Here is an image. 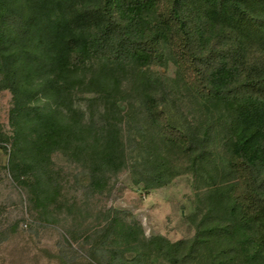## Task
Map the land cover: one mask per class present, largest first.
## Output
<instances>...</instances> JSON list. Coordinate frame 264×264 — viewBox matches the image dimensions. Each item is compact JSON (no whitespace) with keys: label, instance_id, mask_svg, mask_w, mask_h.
Returning a JSON list of instances; mask_svg holds the SVG:
<instances>
[{"label":"rangeland","instance_id":"1","mask_svg":"<svg viewBox=\"0 0 264 264\" xmlns=\"http://www.w3.org/2000/svg\"><path fill=\"white\" fill-rule=\"evenodd\" d=\"M27 1L0 0V264H109L118 245L115 238L125 224L140 227L138 240L144 245L138 244L147 250L133 264H264V249L248 242L249 231L234 229L239 214L222 199L236 180L229 164L230 144L240 135L232 121L233 109L205 100L190 86L166 39L159 62L110 71L92 59L78 74L81 82L73 91V108L90 123L108 119L107 111L112 110L127 153L126 166L107 176L105 189L89 187L83 157L59 149L42 169L37 158L25 161L23 153L17 154L12 140L18 121L12 114L16 82L8 77L15 67L3 64L9 53L27 46V38L7 24V15L30 17ZM145 13L147 23L161 20L155 7ZM23 60L18 62L20 69ZM102 71L118 78L109 99L96 79ZM154 78L169 93V112L187 115L205 138L201 159L196 150L188 153L165 141L151 120L145 92L154 89L145 90L141 83ZM45 102L38 94L30 107L35 110ZM35 174L45 177L39 189L33 185ZM219 204L225 206L223 212ZM228 228L234 230L225 234ZM163 238L178 242V247H170ZM135 254L128 252V261Z\"/></svg>","mask_w":264,"mask_h":264},{"label":"trees","instance_id":"2","mask_svg":"<svg viewBox=\"0 0 264 264\" xmlns=\"http://www.w3.org/2000/svg\"><path fill=\"white\" fill-rule=\"evenodd\" d=\"M27 2L30 17L7 15V24L20 38H27L28 51L9 53L3 64L16 69L8 77L16 82L12 114L18 121L13 124L12 140L17 154L23 153L25 161L37 158L42 169L59 149L83 157L89 187L98 192L105 189L107 176L126 166L127 153L112 110L107 111L108 119L90 123L73 108V91L81 82L78 74L92 59L110 71L159 62L166 39L190 86L205 100L233 109L232 121L240 135L230 144L229 164L236 180L222 199L239 214L234 229L249 231L248 242L264 249V0ZM153 7L161 20L147 23L145 11ZM20 59H24L23 69L17 67ZM96 79L109 99L112 84L119 83L117 75L102 71L101 79ZM141 85L154 89L145 92V99L164 140L188 153L196 150V158L201 159L205 138L187 115L169 112L170 96L159 78ZM38 94L47 102L32 110L31 99ZM37 175L33 185L39 189L45 177ZM218 206L223 212L225 206ZM139 232L140 227L131 224L121 227L109 264H133L144 258L147 250L138 244L144 245L138 240ZM167 243L173 248L179 245ZM130 251L136 252L132 262L126 258Z\"/></svg>","mask_w":264,"mask_h":264}]
</instances>
